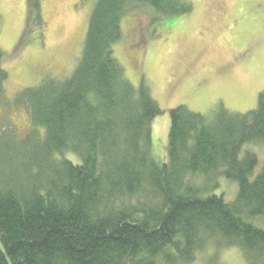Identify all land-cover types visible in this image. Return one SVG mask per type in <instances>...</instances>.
Listing matches in <instances>:
<instances>
[{
	"label": "trees",
	"instance_id": "obj_1",
	"mask_svg": "<svg viewBox=\"0 0 264 264\" xmlns=\"http://www.w3.org/2000/svg\"><path fill=\"white\" fill-rule=\"evenodd\" d=\"M40 26L39 0H28ZM144 6L163 16L192 0H97L82 57L64 79L24 88L29 128L0 123V264H222L239 248L264 263V167L247 144L264 142V91L244 114L169 111L166 161L152 156L150 86H134L114 55L121 22ZM0 47V103L7 72ZM220 179L237 183L231 202ZM250 263V264H251Z\"/></svg>",
	"mask_w": 264,
	"mask_h": 264
},
{
	"label": "rangeland",
	"instance_id": "obj_2",
	"mask_svg": "<svg viewBox=\"0 0 264 264\" xmlns=\"http://www.w3.org/2000/svg\"><path fill=\"white\" fill-rule=\"evenodd\" d=\"M97 0H39L43 23L29 21L28 0H0V47L7 72L0 123L20 134L29 128L24 106L9 102L44 78L64 79L78 65L88 23ZM194 11L163 16L144 6L121 22L122 38L114 55L127 79L150 86L162 114L153 119L152 156L166 161L169 111L185 106L213 117L220 109L244 114L255 109L264 91V0H192ZM264 167V142L247 144ZM247 148V149H248ZM236 198L237 183L220 179L216 194ZM264 230V217L251 222ZM200 254L198 264L205 263ZM222 264H250L239 248L219 257ZM252 264V263H251ZM264 264V263H263Z\"/></svg>",
	"mask_w": 264,
	"mask_h": 264
}]
</instances>
